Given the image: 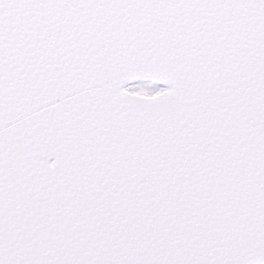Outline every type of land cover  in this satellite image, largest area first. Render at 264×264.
<instances>
[{
	"label": "snow or ice",
	"instance_id": "1",
	"mask_svg": "<svg viewBox=\"0 0 264 264\" xmlns=\"http://www.w3.org/2000/svg\"><path fill=\"white\" fill-rule=\"evenodd\" d=\"M0 264H264V0H0Z\"/></svg>",
	"mask_w": 264,
	"mask_h": 264
}]
</instances>
